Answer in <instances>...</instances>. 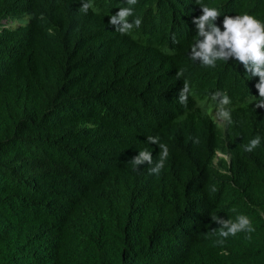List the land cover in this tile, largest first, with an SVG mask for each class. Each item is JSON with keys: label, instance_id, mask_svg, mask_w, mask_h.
I'll return each mask as SVG.
<instances>
[{"label": "trees", "instance_id": "16d2710c", "mask_svg": "<svg viewBox=\"0 0 264 264\" xmlns=\"http://www.w3.org/2000/svg\"><path fill=\"white\" fill-rule=\"evenodd\" d=\"M80 2L0 0V264H264L259 77L234 59H190L195 0H138L127 35L109 23L125 0H92L87 14ZM200 4L221 30L225 15L264 23V0ZM216 91L231 100L222 128L207 114ZM148 136L169 148L159 175L130 163L145 149L158 161ZM237 215L251 239L215 245L211 217Z\"/></svg>", "mask_w": 264, "mask_h": 264}, {"label": "clouds", "instance_id": "9594fccd", "mask_svg": "<svg viewBox=\"0 0 264 264\" xmlns=\"http://www.w3.org/2000/svg\"><path fill=\"white\" fill-rule=\"evenodd\" d=\"M129 7H122L120 10L111 15L109 23L115 27L116 32L121 35H127L131 30L139 28L142 24L140 18L129 20L134 15L133 6L138 0H125ZM82 7L79 11L87 14L93 8L92 0H81ZM200 5L202 14L195 17L192 23L196 26L197 39L191 47L190 59L199 62L202 66L215 68L217 61H226L234 59L243 64L247 73L252 77H259L256 84L258 97H255V107L264 108V23L249 14L228 16L223 19V30L217 25L216 21L220 15L217 8L200 4V0H195ZM49 34L52 30L49 29ZM184 76V70L180 69L176 73L179 79ZM191 88L188 80H183V88L179 93V102L182 106L187 107ZM211 100L214 104L207 105V114L212 115L213 119L224 126L231 124V104L229 96L221 91L212 94ZM213 108L215 109L213 113ZM205 111L204 106L201 108ZM147 143L157 145L160 149L159 159L153 164V155L147 149L139 151L130 163L134 166V170H139V166L149 165V174L159 175L165 167L166 160L169 156V148L166 144L160 143L158 136H148ZM194 143H199L197 138ZM261 144V137L256 135L244 147V151L253 152ZM223 155V154H222ZM227 157V155H225ZM211 191L215 192V186ZM232 211H235L233 209ZM214 222L219 224L217 235L219 239L215 241V245L222 246L229 236H236L238 233H247V239H251L250 233L255 231L251 220L245 215H237L235 221L232 219L225 220L219 216L211 217Z\"/></svg>", "mask_w": 264, "mask_h": 264}, {"label": "rangeland", "instance_id": "374dc122", "mask_svg": "<svg viewBox=\"0 0 264 264\" xmlns=\"http://www.w3.org/2000/svg\"><path fill=\"white\" fill-rule=\"evenodd\" d=\"M28 18H29V16L27 15V16L25 17V20H27ZM17 23H18V22H16V24H17ZM214 111H215V109L213 108V113H214ZM218 125H219L220 128L223 127V125L220 124V123H218ZM218 156H223V155H222V153L219 152V153H218Z\"/></svg>", "mask_w": 264, "mask_h": 264}]
</instances>
